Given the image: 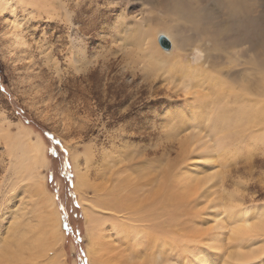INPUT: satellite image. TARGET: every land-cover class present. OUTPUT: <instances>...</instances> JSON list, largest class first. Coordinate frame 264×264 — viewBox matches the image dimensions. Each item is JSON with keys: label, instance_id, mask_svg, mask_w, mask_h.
<instances>
[{"label": "rangeland", "instance_id": "1", "mask_svg": "<svg viewBox=\"0 0 264 264\" xmlns=\"http://www.w3.org/2000/svg\"><path fill=\"white\" fill-rule=\"evenodd\" d=\"M51 1L54 8L49 14L31 5L25 10L14 3L0 8V101H3L0 102V244L11 241L16 214L23 206H30L28 178L16 163L24 154L27 142H39L46 162L44 166H37L35 173L44 176L45 185L53 195L63 235L59 255L56 250L48 256H60L57 264H90L88 255L92 241L86 230L87 220L99 218L83 217L75 189L77 168L84 171L89 167L91 184L100 183L99 163L105 160L98 159L111 151L118 153V146L134 144L140 152H147V157L154 159V168L144 182L143 195L149 201L144 203L143 212L147 217L158 216L159 220L154 225L150 217L142 221L137 245L128 240L119 246L124 253L121 250L119 253L124 257L128 248L132 252L135 248L140 253V264H157L158 258L166 264L167 257L172 262L167 264H192L203 252L214 255L208 244L217 236L222 243L220 256L224 258L222 250L228 243L230 231L224 232L222 240L219 233L231 226L221 218L223 213L217 215L214 209H223L227 194L236 191L245 194L243 198L237 197L238 203L264 205V142L246 140L247 135L238 139L234 132L229 136L233 121L214 124L212 120H192L193 114L189 119V110L198 106L189 97L198 100L207 93L205 99L211 100V97H219V87L213 86L212 95L208 89L212 84L208 81L201 89L191 85L193 87L187 90L183 87L184 77L178 80L169 73L165 75L164 67L157 74H147L145 61L138 57L139 44L122 35L127 24L136 21L141 22L142 29L157 28L161 32L156 36L160 49L159 35L167 34L178 48L176 50L169 40L168 54L184 53L183 60L189 59L193 66L204 63L206 80L213 76L216 82L219 77L236 89L244 81L251 82L254 98L263 101L264 43H257L259 38L255 37L249 50L246 43H228L234 35L242 37L244 34L243 10L234 2L236 0ZM237 1L248 4L253 27L264 28V0ZM181 2L182 8L177 6ZM190 7L195 9L199 20H194L189 13ZM227 24L231 25L233 33L229 32L232 35L220 42L226 43L227 49L221 45L212 47L206 34L200 33L207 26L219 28ZM132 31L135 32L134 27ZM87 72L88 80H84L82 75ZM84 85L89 92L82 89ZM176 108L186 113L187 122L178 125L177 121L172 120L173 125L168 122L169 110L174 112ZM207 112L211 111L207 108ZM249 127L258 129L253 124ZM170 128L175 129L173 133L169 132ZM18 134L21 139L12 146L11 139ZM200 148L207 154L203 159L199 155ZM87 154H91V161ZM104 163L106 166V161ZM191 167L200 168L197 172L200 179L187 185L188 179L182 172ZM207 170L214 171L216 178L197 196L199 190L194 193L193 189L209 175ZM92 185L93 189L83 188L85 200L98 199ZM168 191L170 204L165 202V195L162 196ZM176 206L179 207L176 209ZM168 209L167 218L164 212ZM255 240L264 247V236L257 235ZM168 243L172 245L171 253L162 246ZM112 252L111 259H116L114 255L118 251ZM130 260L136 261L133 257ZM48 261L41 259L40 264H48Z\"/></svg>", "mask_w": 264, "mask_h": 264}, {"label": "bare ground", "instance_id": "2", "mask_svg": "<svg viewBox=\"0 0 264 264\" xmlns=\"http://www.w3.org/2000/svg\"><path fill=\"white\" fill-rule=\"evenodd\" d=\"M157 1L159 0H156V2ZM162 1L164 0H160V2ZM169 1L170 3L173 2L172 0H167V3ZM234 2L238 4L244 12V17L242 19L244 34L242 37H239V34L237 36L234 35V38L230 39L228 43H232V45L246 43L245 47L247 50L251 48V43L254 42L255 37L259 38V41L257 43H264V28L260 27V25L259 27L257 26L256 28L253 27V21L250 18V9L248 4L237 0ZM12 3H14V6L16 4H20L24 10L27 9L28 5H31V7H33L34 9H44L46 10L47 14L50 13V9L54 8L53 6L54 4L52 3L51 0H0V8H5L6 6L9 7L12 5ZM182 4L183 2H181L180 5L177 4V6L182 8L183 7L181 6ZM66 13L64 14L66 15ZM189 13L192 14L194 20L196 21L199 20L194 8L190 7ZM140 25L141 22L139 21L138 22L136 21L132 24L128 23L127 28L124 29L122 36L125 37L128 41H135V43L139 44L138 50L140 49L139 50L140 55L138 57L140 60L145 61V63L143 64L146 66V69L148 70V71L146 70L147 74L148 72L151 74H157L159 70H162V67H164L165 68L164 72H166L165 75L169 73L170 76H172V78H178V80L184 77V80L186 81L183 87L186 88L187 90L190 87H193L191 85H194V87L198 86L199 88L204 87L203 85H205L206 81L212 84V88L213 86L219 87L218 90L216 89L219 92V97L216 98L211 97V100L205 99L207 93L200 96L198 100L192 98L190 99L189 97V100H192V102L194 101L195 103L198 104L197 107H193L189 110L190 112L189 119H191V114H193L194 118H192V120L200 119L203 122L204 120L205 122L206 121L209 122L210 120H212V123L214 124L216 122L223 123V122L233 121L234 126L228 129L229 136L231 135V133L234 132L237 134L238 139L239 138L243 139V136L247 135L246 138L244 137L246 140H251L255 143H258L260 141L264 142V122H263L264 100L259 101L254 98V95L252 94V90L250 87L251 82L244 81L242 84L241 83L238 84L239 88L237 87L236 89L232 84L227 85V83L221 80L219 77H217V79L219 80L216 82H213L214 81L213 76L207 78L206 80L205 71L207 69L202 67L204 63H200L199 66H193L189 59L186 61L183 60L185 57L184 53L182 54L180 52H177L175 55L168 54V52H166L163 49H160V47L157 46L156 44V36L161 32H159L157 28L142 29ZM133 27L135 29V32L131 33ZM25 28L28 29L29 27L27 26ZM138 28L140 29L138 30ZM229 32L233 33L230 24H227L225 27L220 26L219 28L207 26L200 31V33L206 34L207 39L212 42V47L216 48L219 45H221L223 49H227V44L220 42L223 40L224 37H229L232 35ZM164 35L166 37L168 36L167 34ZM167 38L171 41L172 46L177 50L178 48L174 46L175 44L172 42L173 40H171L169 36ZM76 43H78V41ZM79 48L81 51L84 50V47L79 46ZM76 55H78V53ZM76 55H74L73 59L77 58ZM207 59H208V55H206L205 60ZM136 60L138 59L135 58V61ZM209 61L211 63V65L210 64L209 65L213 67L214 64L212 63L210 58ZM82 78L84 80H88V72L86 73V75L83 74ZM226 86H228L226 89L227 91L224 90ZM212 88L211 87L208 88L211 95L215 92V89ZM263 88H264V84H263ZM82 89L89 92V89L86 88V86L85 87L82 86ZM189 100L187 99V101ZM189 104L193 105L194 103L193 104L189 103ZM207 108L211 112H207ZM169 111L171 114L168 115V117H166L168 122L170 121L172 122V120L174 122L177 121V123H175L176 125L187 122V118L186 116H184L186 114L185 112H182L180 111V109L177 108L176 111L174 112H171V110ZM174 122L170 124L173 125ZM252 124L253 127L257 126L258 129L251 130L249 126ZM236 128H238L237 131ZM172 130L175 129L170 128L169 132L173 133ZM203 137L206 136L204 135ZM203 137H201V139H203ZM19 139H21L19 134L16 135L15 138L11 139L12 146H14L15 142ZM225 140L227 141V139ZM25 145L26 147L24 148L25 149L24 154H22L21 158L17 160L16 164L19 167H21L22 170L24 169V173L28 178L27 186L30 190V193L28 194L30 206L29 207L23 206V208L19 209V213L16 214V218H15L16 220L15 227L11 231V235H12L11 241L0 244V246H2L0 248L2 249L0 251V264H31L32 262L34 264H40L41 259L49 260L48 264L49 262H52V264H57L58 257L60 256L55 257L48 255L56 250H57L56 252L57 255H59L58 246L62 241L63 235L60 229V220L58 217V211L56 208L55 200L53 199V195L45 185L44 176L36 174L37 172L35 169L37 168V166L41 167L45 165L46 162L44 159L45 156L44 155L42 156L43 147L39 142L31 143L29 141ZM134 146H135L134 144L133 145L124 144L121 147L118 146V149L116 150V152L118 153H115V151L114 152L111 151L110 153H107V156H102L103 158L100 157L98 159V160H105L107 163L106 166L104 163L105 161L99 163L101 167L99 166L98 167L102 171L100 175H98V177L101 179L100 183L93 185L91 184L92 181L90 179V175L88 171L89 167L87 168L86 166L87 169H85L84 171H81L79 168H77L78 172L75 180V189L78 194L77 203L81 208L83 217L85 218L94 217L96 219L99 218L97 220H90V219L87 220L86 230L87 233H89L90 240L92 241L89 247L90 254L88 255L90 264H132L130 260L131 257H133V259L136 260L135 261L136 264H140L139 263L140 256H138L140 255V253L138 251H135V248L133 251L134 253L130 251V248H128L127 254H124L123 257V254L119 253L120 250H121L120 252H123L122 249H119V246L126 243V241L128 240H131L132 243L134 242L133 245H137L136 242L138 238L141 237L140 231L142 227L140 228V224H142V221L150 217L154 225L159 220L158 216L156 218H153V214L152 215L150 214L151 216L147 217L148 215L143 212L145 209L144 203H146L147 200L149 201V199L147 197H146L147 199L144 198L143 195V192H145L143 191V187L145 186L144 182L145 180H147L148 172H151L154 168V163H153L154 159L148 158L147 152L146 153L140 152ZM199 155L203 159V157L206 156L207 154L204 152V149H201L199 151ZM87 158L91 161V154H87ZM94 158L95 157H93V160ZM74 168L76 170V166H74ZM199 170L200 168L191 167L189 170H185L182 172L183 177L188 179L187 185H191L193 182H196L200 179V174L197 173ZM170 172L168 170V173ZM207 172L209 175L204 177L201 183L196 186L197 188L193 189L194 193L196 192L197 189L200 190L202 188H203V192H200V194H203L205 192L204 186L208 184V180L211 179L210 174L214 171L207 170ZM165 173H167V171ZM91 185L94 187V190L98 197L97 200L94 199L89 201L84 199L83 188L91 187ZM162 196H164L166 203L168 204L171 203V200L169 198L171 197L170 192L166 194L163 193ZM152 199L153 197L151 198V201ZM227 199L228 200L226 201V205L230 203L239 202V198H237V196H235L233 192L227 194ZM156 207L157 206L155 205V209ZM178 207L179 206H176V209ZM261 207H264V205H262ZM171 210H173V205L171 207ZM169 212L170 209L164 212L167 218L168 216H170ZM262 216H264V213H257L255 216H252L251 219H249V217L245 215L244 217L233 221L231 224L229 223L228 224L231 227H233V225H243L245 223L255 222L261 219ZM164 228L167 229L166 226ZM153 229H157V227L155 226L154 228L153 226ZM157 230H159V228ZM161 230L165 231L163 229ZM167 230L169 231V229ZM36 233L38 234L37 236L31 237L33 234ZM142 238H144V236H142ZM232 241H233V237L231 236V232H230L228 243H226L225 248L222 250V252H224L223 253L224 258H222V256H220V252H221L220 246H222V243L219 237L214 236L212 241L208 244L210 252L214 255L203 252L200 256H197L195 258V261H192V264H264V247L259 245L258 240L251 239V240L243 241V244L247 245V247L243 248V251L251 253L253 256L256 257L255 260H251L248 259L246 256H242L240 254L242 249L240 247L233 246ZM160 244H162L161 241ZM169 244L170 243L162 245L164 246L165 251H169L171 249L170 246L172 245ZM128 246L131 247L130 244H128ZM158 246L159 244L157 245V247ZM29 247H31L32 252L30 251L31 249ZM131 249H133V247ZM112 251L114 252L118 251V253H115L116 255H114L115 257H117L116 259H111L110 255H112L113 253ZM132 253L134 254L133 256H131ZM141 253L144 252H142L141 250ZM169 253H171V251H169ZM148 260L150 261V259ZM170 262L168 261V257H167L166 264ZM158 263L162 264L160 258L157 259V264Z\"/></svg>", "mask_w": 264, "mask_h": 264}, {"label": "snow or ice", "instance_id": "3", "mask_svg": "<svg viewBox=\"0 0 264 264\" xmlns=\"http://www.w3.org/2000/svg\"><path fill=\"white\" fill-rule=\"evenodd\" d=\"M210 175L211 179L208 180V184H212V180L216 178L215 172H212ZM241 183L247 184L250 183V181H241ZM208 184H206L204 187H208ZM200 192H203V188L200 189L196 195L199 196ZM234 195L243 198L245 194L236 191ZM209 203L211 204L212 202L210 201ZM204 207L208 208L209 205H205ZM214 211L217 215H220L222 212L223 215L221 218L227 223L231 224L233 221L240 219L245 215L251 219V217L255 216L257 213H264V207H257L255 204L252 206H247L243 203H230L223 207V209L215 208ZM225 231L231 232V236L233 237V246L240 247L242 249L240 253L242 256H246L248 259L255 260V256L249 252L243 251V248L247 247V245L243 244V241L255 239L257 235L264 236V216L255 222L245 223L243 225H233L231 229H224L219 233L221 240ZM132 264H136V262L133 261Z\"/></svg>", "mask_w": 264, "mask_h": 264}, {"label": "water", "instance_id": "4", "mask_svg": "<svg viewBox=\"0 0 264 264\" xmlns=\"http://www.w3.org/2000/svg\"><path fill=\"white\" fill-rule=\"evenodd\" d=\"M158 42H159V45L161 46V48L165 51H168L171 47L169 39L163 34L159 35Z\"/></svg>", "mask_w": 264, "mask_h": 264}, {"label": "flooded vegetation", "instance_id": "5", "mask_svg": "<svg viewBox=\"0 0 264 264\" xmlns=\"http://www.w3.org/2000/svg\"><path fill=\"white\" fill-rule=\"evenodd\" d=\"M49 142V141H48ZM51 145V144H50ZM52 157H54V154L52 155ZM60 168H61V164H60ZM62 171H63V169H62Z\"/></svg>", "mask_w": 264, "mask_h": 264}, {"label": "trees", "instance_id": "6", "mask_svg": "<svg viewBox=\"0 0 264 264\" xmlns=\"http://www.w3.org/2000/svg\"><path fill=\"white\" fill-rule=\"evenodd\" d=\"M28 124V123H27ZM58 141V140H57Z\"/></svg>", "mask_w": 264, "mask_h": 264}]
</instances>
